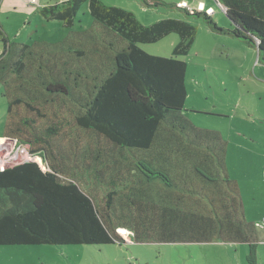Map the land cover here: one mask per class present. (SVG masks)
I'll use <instances>...</instances> for the list:
<instances>
[{"label":"trees","instance_id":"16d2710c","mask_svg":"<svg viewBox=\"0 0 264 264\" xmlns=\"http://www.w3.org/2000/svg\"><path fill=\"white\" fill-rule=\"evenodd\" d=\"M139 1L182 13L143 24L102 0H50L40 15L67 29L55 42L17 41L0 21L2 136L43 161L0 169V245H124L123 229L137 244H246L255 264L256 223L243 217L227 142L183 114L187 65L178 56L193 45L197 17L255 48L264 65V0H214L226 27L213 6ZM85 3L91 23L74 29ZM170 33L179 36L172 56L138 45Z\"/></svg>","mask_w":264,"mask_h":264},{"label":"rangeland","instance_id":"374dc122","mask_svg":"<svg viewBox=\"0 0 264 264\" xmlns=\"http://www.w3.org/2000/svg\"><path fill=\"white\" fill-rule=\"evenodd\" d=\"M48 1L0 0V21L9 36L27 43L33 39L55 42L64 38L67 29L62 22L46 20L39 13V8ZM102 1L131 10L143 24L182 13L176 8L145 7L139 0ZM165 1L178 4L182 0ZM187 2L191 7L186 8L192 10L213 6L212 17L216 23L229 26L228 18L214 0ZM78 14L80 19L74 23V29L87 28L91 23L87 3ZM189 21L197 27V33L188 53L178 56L187 65L183 114L195 127L214 131L227 142L226 162L230 175L243 179L246 168L255 160L264 159V118L261 115L264 111V65L257 61L255 48H248L228 35L212 32L202 18L191 17ZM178 41V34L170 33L156 42L138 45L151 54L172 56ZM5 113L6 100L0 85V136ZM34 159L40 164L43 162L40 156ZM261 187L264 188V183ZM239 247L246 249L245 245ZM234 248L218 243L0 245V264H133L137 261L146 264H236ZM240 262L248 264L246 258Z\"/></svg>","mask_w":264,"mask_h":264},{"label":"crops","instance_id":"0c3cea01","mask_svg":"<svg viewBox=\"0 0 264 264\" xmlns=\"http://www.w3.org/2000/svg\"><path fill=\"white\" fill-rule=\"evenodd\" d=\"M261 115H263L264 118V111L261 112ZM226 167L229 177L232 178L228 169L227 162ZM243 174L245 175L243 179H232L236 180L239 187V194L241 197L243 208V217L248 222H252L253 224H259L257 226L254 225L256 231V242L254 244L256 253L255 264H264V222L262 221V219L264 218V188L261 187L262 183H264V159H260L259 161L255 160L253 165L251 167L249 166L248 168H246V171L243 172ZM217 243L225 245L227 244L231 247H235L233 250V255L236 258V264H241L240 261L245 259L246 251H248V246L246 244L222 242ZM241 245H245L246 249L239 247Z\"/></svg>","mask_w":264,"mask_h":264},{"label":"built area","instance_id":"2783aa9c","mask_svg":"<svg viewBox=\"0 0 264 264\" xmlns=\"http://www.w3.org/2000/svg\"><path fill=\"white\" fill-rule=\"evenodd\" d=\"M178 5L182 7H187V6L191 7L189 3L187 2V0L185 4L183 3V0H182L180 3H178ZM218 5L221 9L224 10V7L220 3H218ZM189 10H192V9L190 8ZM206 11L208 13H211L212 8H207ZM34 157L36 156L29 153L27 145L18 144L16 140L14 139L0 136V169H4L5 167L15 165L21 162L33 161L35 160ZM262 221L264 222V218L262 219ZM256 225H259V224L256 223ZM120 233L124 235L126 242H132L129 237L130 235L129 231L121 229Z\"/></svg>","mask_w":264,"mask_h":264}]
</instances>
